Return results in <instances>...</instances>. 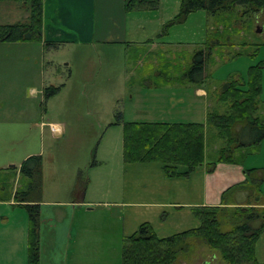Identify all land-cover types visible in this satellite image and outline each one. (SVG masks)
Returning a JSON list of instances; mask_svg holds the SVG:
<instances>
[{
    "label": "rangeland",
    "instance_id": "rangeland-1",
    "mask_svg": "<svg viewBox=\"0 0 264 264\" xmlns=\"http://www.w3.org/2000/svg\"><path fill=\"white\" fill-rule=\"evenodd\" d=\"M180 2L159 0L156 10L130 12V16L140 20L127 23L128 29L145 30L152 38L157 37L152 35L153 32H161L163 25L175 17ZM28 14L27 4L0 0V24L24 22ZM48 22L51 23L50 19ZM80 22L83 28V20ZM216 23L207 18L203 10L190 13L185 22L169 26L166 35L157 37L161 48L158 54L154 51L153 59L148 57L150 53L143 51L133 53L134 56L129 53L128 59L125 44L99 42L96 41L98 37L89 39L90 35L84 30L81 33L63 23L59 24L72 34V37H66L70 41L67 44L54 43L55 46L47 48L41 43L0 42V158L7 159L10 165H19L30 155H40L44 186L48 193H54L51 199L62 201L70 197L65 195V190L75 183L80 170L86 182L82 196L98 202L93 206L95 213L91 214L98 225L105 227L109 221L102 213L115 209L105 204L121 200L122 196L119 165L115 163L120 159L121 128L108 126V123L114 120L117 109L130 117L139 114L144 107L153 106L152 101L147 100L151 92L141 89L143 85L140 82L142 75H152L154 71L151 66H146L148 61L160 63L161 59L164 64V60L171 58L177 71L171 68L170 72L178 73L189 64L191 55L205 46L207 32L215 35L217 27L222 31ZM241 23L239 31L228 32V42H224L226 38L222 40L220 50L223 56L214 54L209 61L207 72L210 80L207 82L210 99H216L221 83L236 77L246 79L249 67L264 59V11L254 16L250 24ZM258 28L262 31L258 32ZM131 56L135 60L145 56L146 63L138 61L142 63L141 67L137 61L131 62ZM135 62L139 66L137 69H134ZM50 86L60 89L46 99L43 90ZM259 98L264 103V70ZM217 104L212 103L211 110L222 107H217ZM11 108L31 110V121L24 125L19 116L16 119L9 116ZM10 123H17V126L16 132L9 136L2 129ZM52 123L62 125L64 131L61 135L51 131ZM212 153V148L207 149V157ZM13 185L14 182L10 190ZM17 186L21 183L18 182ZM18 211H22L21 208ZM113 222L115 225L111 226L116 232L112 227L107 231L109 235H105V229L98 227L92 233L96 238L90 236L92 243L86 240L84 248L76 242L75 250L69 255L65 251V238V241H58V252L53 256L41 243L42 264H121L123 237L117 239L120 224L116 220ZM178 264L224 262L217 251L198 245L189 260H180Z\"/></svg>",
    "mask_w": 264,
    "mask_h": 264
},
{
    "label": "trees",
    "instance_id": "trees-1",
    "mask_svg": "<svg viewBox=\"0 0 264 264\" xmlns=\"http://www.w3.org/2000/svg\"><path fill=\"white\" fill-rule=\"evenodd\" d=\"M28 5L24 22L0 24L1 43H43L55 46L43 36V0H16ZM159 0H123L126 13L153 11ZM203 10L207 18L221 26L214 33H206L204 47L197 49L187 67L179 75L193 84L210 78L207 67L214 54L223 56L222 40L228 42V32L264 11V0H181L175 17L161 28L158 37L167 33L169 26L185 22L187 16ZM216 23V24H217ZM164 60V59H162ZM172 59L164 60L159 69L161 77L168 76ZM214 60V59H213ZM177 71V67L174 68ZM264 59L249 67L246 79L230 78L221 83L216 92L217 108L208 112L205 123L122 122L120 112L114 124L122 123V158L125 163H159L169 178L184 177L202 167L211 173L218 163L242 165L246 157L264 140V103L260 101ZM145 86H147L144 83ZM60 87L43 90L46 99ZM260 112L263 114L260 115ZM219 141V142H218ZM216 144H220L219 148ZM213 145V146H212ZM213 153L206 155V147ZM215 147V148H214ZM207 159V160H206ZM94 165V162H93ZM10 168L8 170H12ZM81 172L76 187L85 188ZM23 188L15 190L14 201L28 214V264H40L39 201L42 191V157L30 155L19 166ZM246 180L233 185L221 194L218 206L192 208L198 225L168 237L159 238L153 228L144 223L131 235L122 238L121 264H178L189 260L198 245L217 251L224 264H260L255 256L256 242L264 231V167L245 169ZM14 176L0 179V190L11 194ZM4 194L0 193L2 199Z\"/></svg>",
    "mask_w": 264,
    "mask_h": 264
},
{
    "label": "crops",
    "instance_id": "crops-1",
    "mask_svg": "<svg viewBox=\"0 0 264 264\" xmlns=\"http://www.w3.org/2000/svg\"><path fill=\"white\" fill-rule=\"evenodd\" d=\"M42 14L43 36L47 42L62 45L70 43L66 37H72V34L59 24L63 23L65 26L77 28L81 33L84 30L85 34L90 35L89 39L98 37L99 40L96 41L99 42L125 44L128 59L129 53L133 55L135 52L143 51V53H150L148 57L153 59L154 53L160 52L158 49L161 48V42L157 38L159 30L153 32L152 35L155 34L157 37L152 38L151 34L148 35L145 30L130 31L128 29L127 23L140 19L124 11L123 0H43ZM82 20L83 28L80 27ZM41 45L44 46L43 43ZM133 56H131V62L146 63L145 56L138 57L137 60ZM137 62L134 69L139 67ZM138 63L143 67L142 63ZM168 63H170L169 69L174 70L177 67L173 62L171 64L168 61ZM146 66H151L155 72L153 71L152 75L148 74L149 76L142 75L140 82L144 87L142 86L141 89H145L147 93L151 92L149 95L151 97L147 100L152 101L153 106L144 107L145 109L136 114L139 116L130 115V117L126 115V112L117 109L114 117L117 112H120L122 122H206L208 112L212 108L211 104L216 103V99H210L207 82L210 80L209 77L201 84H193L170 71L168 72L170 75L161 77L157 74L162 66L161 63L150 60ZM130 99H133L132 96ZM8 114L15 119L19 116L24 125L31 121V110L26 108L20 110L11 108ZM262 114L260 112V115ZM114 121L115 118L108 123V126L121 128L122 135V123L114 124ZM16 124H6L2 130L5 129V134L10 136L11 132H16ZM59 126L63 133L62 125ZM219 146L220 144H216L217 148ZM122 148L123 135L120 159L115 162L119 165V185L122 196L121 200L105 204L115 208L109 213H102L109 221L105 227L98 225L91 214L95 213L96 209L93 206L98 202L83 197V191L76 187V181L67 186L65 195L70 197L62 201L50 198L54 196V193H48L42 177L39 201L40 264H42L41 243L47 251H51L53 256L58 252L56 248L58 241L66 240L65 251L69 255L75 250L76 242L81 243V247L86 240L92 243L90 236L96 238L95 234H92L96 228H104L105 235H109L107 231H111L112 227L115 231L114 226H111V224L115 225L113 220L120 224L117 239L133 234L144 223H148L159 238L193 229L198 225V220L194 217L192 208L218 206L221 202V194L226 189L246 180L245 169L264 167V140L246 157L242 165L218 163L211 173L206 172L202 167L187 176L177 178L166 177L159 163H125L122 158ZM209 148L213 149L207 146L206 154ZM9 163L7 159L0 158V179H6L11 175L15 177L11 194L0 190V193H6L2 199L0 198V264H28V214L25 208L13 199L15 190L23 188L26 182L25 184H23L25 180L21 182L20 164L10 165ZM13 167V171L8 170ZM78 172L81 171L78 170ZM18 182L21 186H17ZM261 192L264 196V183L261 185ZM20 208L22 211L19 212ZM18 213H20L19 222ZM83 247L85 248V245ZM84 248L81 251H84ZM255 256L260 264H264V231L256 242ZM89 260L87 259V262Z\"/></svg>",
    "mask_w": 264,
    "mask_h": 264
},
{
    "label": "built area",
    "instance_id": "built-area-1",
    "mask_svg": "<svg viewBox=\"0 0 264 264\" xmlns=\"http://www.w3.org/2000/svg\"><path fill=\"white\" fill-rule=\"evenodd\" d=\"M50 129L51 131H53L55 134H61L62 133V129L59 125H55V124H51L50 125Z\"/></svg>",
    "mask_w": 264,
    "mask_h": 264
},
{
    "label": "water",
    "instance_id": "water-1",
    "mask_svg": "<svg viewBox=\"0 0 264 264\" xmlns=\"http://www.w3.org/2000/svg\"><path fill=\"white\" fill-rule=\"evenodd\" d=\"M258 32H261L262 31V29H260V28H258V30H257Z\"/></svg>",
    "mask_w": 264,
    "mask_h": 264
}]
</instances>
